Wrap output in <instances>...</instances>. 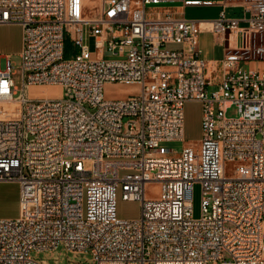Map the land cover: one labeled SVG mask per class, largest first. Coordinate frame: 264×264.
<instances>
[{"label": "built area", "instance_id": "built-area-1", "mask_svg": "<svg viewBox=\"0 0 264 264\" xmlns=\"http://www.w3.org/2000/svg\"><path fill=\"white\" fill-rule=\"evenodd\" d=\"M180 1L0 0V25L23 28L22 87L0 56V103L20 105L0 116V181L21 184L20 215L0 218V264H42L32 252L59 245L93 264H264V0H224L241 17L150 13ZM204 30L222 58L202 57ZM37 85L61 90L32 98ZM192 100L200 146L160 148L185 140ZM119 188L139 218L118 217Z\"/></svg>", "mask_w": 264, "mask_h": 264}, {"label": "rangeland", "instance_id": "rangeland-1", "mask_svg": "<svg viewBox=\"0 0 264 264\" xmlns=\"http://www.w3.org/2000/svg\"><path fill=\"white\" fill-rule=\"evenodd\" d=\"M201 55L209 58L210 56H220L222 48L214 45L213 35L203 34L201 36ZM91 49H95L94 41H88ZM23 46V28L20 24H1L0 25V56L1 67H6L8 57H11L15 64L14 78L18 86L22 87V70H21V51ZM78 48L68 40L66 43L65 56L71 57L78 53ZM113 57V56H111ZM114 58V57H113ZM258 66L257 62L245 64L246 68ZM213 89V88H212ZM60 86L57 85H37L29 89L32 98L55 97L58 95ZM15 106L14 104H12ZM229 115H235V110L230 109ZM203 107L199 101H187L185 104V140L165 141L161 143L160 148H171L174 153H180L187 144L200 146L203 135L202 127ZM234 162L227 165L228 174L233 173ZM147 194L155 197L159 194V185L150 183L147 186ZM202 205V189L198 183L194 188L193 195V214L199 217ZM21 210V184L18 181H0V218L18 217ZM142 203L140 200H127L123 198L122 188L117 193V215L123 219H135L141 215ZM32 255L42 264H93V255L91 253L75 254L69 251L65 246L59 245L54 251H33Z\"/></svg>", "mask_w": 264, "mask_h": 264}, {"label": "crops", "instance_id": "crops-1", "mask_svg": "<svg viewBox=\"0 0 264 264\" xmlns=\"http://www.w3.org/2000/svg\"><path fill=\"white\" fill-rule=\"evenodd\" d=\"M187 3H184L183 1L180 2H173V3H166L161 5L153 6L150 9V13L152 15H162L168 11H173L178 15L184 16L189 19H195L198 21H204V20H212L219 16L222 9H225L226 12L229 15H233L236 17H241L243 14L241 7H235L232 5H225L224 0H186ZM203 34L213 35L214 37V45H219V47L222 48V53L220 56H210L209 58H206L209 62H213L214 60L220 59L223 57L225 53L226 45H224L220 39L219 36L211 31L204 30L199 35V48L201 52V36ZM23 47V46H22ZM16 104V103H15ZM17 107V110H19V107L17 105L13 106L12 109L9 112H5V116H10V113L13 109ZM21 211V210H20Z\"/></svg>", "mask_w": 264, "mask_h": 264}, {"label": "bare ground", "instance_id": "bare-ground-1", "mask_svg": "<svg viewBox=\"0 0 264 264\" xmlns=\"http://www.w3.org/2000/svg\"><path fill=\"white\" fill-rule=\"evenodd\" d=\"M59 92H60V90H59ZM12 104L17 105L19 107V110H17V107L15 109H13L12 112L10 113V116H17L18 112L20 111V105L16 101L15 102H2V103H0V116H5L6 114L4 111L9 112L13 107Z\"/></svg>", "mask_w": 264, "mask_h": 264}, {"label": "clouds", "instance_id": "clouds-1", "mask_svg": "<svg viewBox=\"0 0 264 264\" xmlns=\"http://www.w3.org/2000/svg\"><path fill=\"white\" fill-rule=\"evenodd\" d=\"M77 3H78V0H77ZM73 7H76V4L75 3L73 4Z\"/></svg>", "mask_w": 264, "mask_h": 264}]
</instances>
